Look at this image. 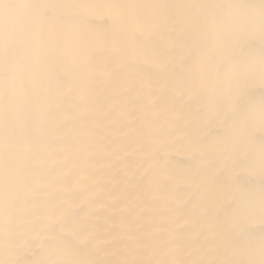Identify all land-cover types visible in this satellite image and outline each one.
<instances>
[{
  "label": "bare ground",
  "instance_id": "bare-ground-1",
  "mask_svg": "<svg viewBox=\"0 0 264 264\" xmlns=\"http://www.w3.org/2000/svg\"><path fill=\"white\" fill-rule=\"evenodd\" d=\"M0 264H264V0H0Z\"/></svg>",
  "mask_w": 264,
  "mask_h": 264
}]
</instances>
